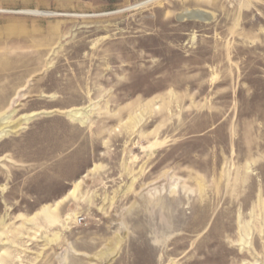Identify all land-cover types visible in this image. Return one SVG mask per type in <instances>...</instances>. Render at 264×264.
I'll list each match as a JSON object with an SVG mask.
<instances>
[{"label":"rangeland","instance_id":"obj_1","mask_svg":"<svg viewBox=\"0 0 264 264\" xmlns=\"http://www.w3.org/2000/svg\"><path fill=\"white\" fill-rule=\"evenodd\" d=\"M147 1L0 0V264H264V0Z\"/></svg>","mask_w":264,"mask_h":264},{"label":"bare ground","instance_id":"obj_2","mask_svg":"<svg viewBox=\"0 0 264 264\" xmlns=\"http://www.w3.org/2000/svg\"><path fill=\"white\" fill-rule=\"evenodd\" d=\"M180 15L183 18H185V19H196V20H208L209 19V15L208 14H206L204 12H201V11H197V10H193V11H190V10L186 11L185 10ZM79 115H80V113H79ZM133 123L136 124L135 121H133ZM41 212L43 213V215H44L45 219L47 220V222H52L53 221L54 218H53V216H52L50 211H48L47 209L44 208V209L41 210ZM54 223H55V221H54ZM116 242L118 243V239L116 240Z\"/></svg>","mask_w":264,"mask_h":264},{"label":"water","instance_id":"obj_3","mask_svg":"<svg viewBox=\"0 0 264 264\" xmlns=\"http://www.w3.org/2000/svg\"><path fill=\"white\" fill-rule=\"evenodd\" d=\"M152 1H153V0H149V1L146 2V4H147V3H150V2H152Z\"/></svg>","mask_w":264,"mask_h":264}]
</instances>
